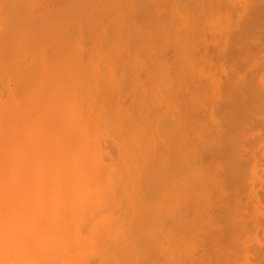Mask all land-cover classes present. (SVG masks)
Masks as SVG:
<instances>
[{"label": "rangeland", "instance_id": "1", "mask_svg": "<svg viewBox=\"0 0 264 264\" xmlns=\"http://www.w3.org/2000/svg\"><path fill=\"white\" fill-rule=\"evenodd\" d=\"M57 1L56 5L53 0H0V93L14 91L15 72L22 64L34 60L22 71L19 68L23 76L37 67L35 54L44 52L39 50L41 44L60 43L62 54L69 48L68 57L75 64L70 52L79 40L82 49L75 53L85 52L74 66L81 75L85 73L81 68H86L87 78L91 77L88 81L84 76L83 82H94L98 89L107 77L116 78L108 93L115 103L106 105L104 115L102 110L96 111L100 115L95 112L106 123L94 117L99 130L94 128L92 135L103 144V153L99 149L98 153L105 162L97 168L119 154L120 165H128L123 188L110 202L113 216L104 225L112 229L102 243L108 241L111 247L105 246L106 254L95 257L99 258L95 263L264 264V0H59L65 8ZM145 4L154 7L147 11L154 13L148 15L151 19L144 17ZM100 9L106 16L96 15ZM117 13L122 16L117 18ZM114 57L127 67L121 69V64L120 71L113 70L118 59ZM8 62L12 64L7 66ZM125 68L131 81L126 77L127 86L121 91ZM101 99L98 105L106 102ZM224 99L226 104H221ZM99 170L95 175L100 177ZM112 247L113 253L107 252Z\"/></svg>", "mask_w": 264, "mask_h": 264}, {"label": "bare ground", "instance_id": "2", "mask_svg": "<svg viewBox=\"0 0 264 264\" xmlns=\"http://www.w3.org/2000/svg\"><path fill=\"white\" fill-rule=\"evenodd\" d=\"M62 1H66V0H62ZM140 1L141 0H139V2ZM57 2H59V0ZM61 2H59L60 4L58 3L59 6H61L62 4ZM142 2L143 0L140 3ZM146 2L150 4L149 1H146ZM52 3L56 4L54 3V0ZM145 5H141V7L143 8L145 7ZM150 5L148 6L146 5L145 7L146 11L143 8V11H145L146 14H147L148 9H150V7H151L150 10L154 8L153 6H150ZM141 7H139L138 9L139 11H141L140 10ZM262 8L264 7L262 6ZM95 9H99V8H95ZM70 10L71 9H69V12ZM101 10L102 9H100L98 12L96 10L95 11V13L97 12L96 15L98 13L100 15ZM105 10H107V8ZM150 10L148 12H150ZM161 12H160V15H161ZM104 13L101 12V15L99 17L106 16ZM106 13L108 15V11ZM135 13L134 15L133 14L132 15L135 16ZM142 13L141 14L139 13L141 17H139L140 16L139 14L137 15L139 19L143 17L144 14L142 15ZM68 15L70 16V14ZM148 15L149 14H147V16H144V17H146L147 19H151L149 18V16H152V17L155 16L154 13L152 15H149V16ZM121 16L122 15L118 16V13H117V18ZM106 18L105 20H107ZM70 24L72 25V23ZM248 24H251V22ZM78 28H77V31L75 32H78ZM149 28L151 27L149 26ZM153 29L154 28H152V30ZM137 30L138 32L140 31L139 29ZM155 31L156 30H154V32ZM138 32L136 33L139 34L140 32L139 33ZM67 33L69 34L70 32H67ZM156 33H159V32H156ZM70 35H73V34L70 33ZM154 35L155 34H153V36ZM139 36H136V38L139 39L138 38ZM66 37H68V35H66ZM77 37H79V35ZM136 38H134V40L139 42L140 40H137ZM17 40H19V38ZM119 40L121 41V38H119ZM78 41L77 43L74 42L76 44L74 46H77V47L73 46L75 51L71 50L70 52V56L73 57L71 59L74 61L75 64H73L72 61L71 63L70 57H68L69 48L68 50H65L68 52V54L67 53L62 54L63 51H61L60 43H55V44L51 43L49 45L45 44L44 46H42L43 44H41V47L39 48V50L42 49L44 52L40 54H35L39 56L37 58L38 59L37 67L35 68L34 66L33 69L30 67L31 68L30 72L28 74L27 72L24 73L27 75L23 76L22 74H20L22 71L21 69L23 68L25 69L26 66H29L28 64L30 61H32L31 58H33V56L31 58L27 56L25 57L22 56L23 59L27 57V59H31V60L30 61L28 60L29 62L27 61L26 63L27 65L22 64L21 65L22 68L18 67V70L19 68L21 70L20 72H18V70L17 72H15L17 87L14 86L13 89L15 87L17 89L15 88L13 92L16 93L17 98L16 96L15 97L13 96L14 95L13 92L11 93V91H9L10 88L6 92L9 93V94L7 93L8 97L9 95H11L12 98L4 97L7 95L2 96L5 90H3L2 93H0V264H96L95 262H98L99 258L98 259H94V258L101 254L102 255L106 254V252H104L105 246L111 247L108 241L105 242V245L102 243L103 236L108 233L111 227L110 225L109 228L108 227L105 228L104 225H105L106 220H108L107 217L111 216L113 212L112 209L110 208L111 207L110 202H112V200L113 201L115 200V195L118 192V191L116 192V190L117 189L121 190V188H123L122 186L124 185V182H125L124 175L127 171L126 165H128V162L126 163V165L124 164V162H123V165H120V162H122L121 161L122 156H120L118 152L119 155L116 156L118 161H116L117 159H115L113 161H110V163H105L104 167L101 166V168H97V166L98 167L100 166L98 165V163L104 165V162H105V161H101V158H103L102 156L99 157L100 151L102 152L101 147L103 144L100 145V140H99L100 137L98 136L99 138L98 140H96L95 136L92 135V132L94 128L97 127L98 125V123L97 125L95 124L94 117L98 119L97 122H99L100 124L106 123L104 122V119L99 120L100 114L99 112H96V111L102 110L103 112L102 111L101 112L103 114L107 111L106 109L107 106L111 107V105L115 103V102L111 103L112 98L110 100L109 97H111L112 95L108 97V93L110 94L111 91L114 90L113 87L116 84H114L113 81H115L116 78L113 77L114 80L112 78L113 81H110L109 77H107V80L109 82H107V80L105 79L106 82L103 81V83H100L98 86V89L95 88L96 85L94 84V82H92V84L83 82L84 80L82 79L86 78L89 81L91 77L89 79L87 78L86 74L89 76L88 74L89 71L87 70L88 73H86L87 72L86 68H83V69L81 68V70L85 72L84 75L83 74L81 75V72L79 70H76V67L74 66L76 65V63L78 65L80 61L83 60L81 58L83 57V55L81 54L85 52L84 51L83 53L82 52L79 53L82 48L81 46L78 47ZM143 42H145V40H143ZM157 42L158 41H156V43ZM0 44H3V43H0ZM136 46L138 47L139 45L137 44ZM26 48L30 49L31 47L29 48V46L27 47L26 45ZM78 48L80 51L77 53L78 55H76L75 52L77 51ZM9 52H7V54ZM27 52L29 51L26 50L25 53ZM30 53L33 54L34 52H30ZM113 53H115L114 55H116V52H113ZM102 54H104L103 51H102ZM124 54L126 53L124 52ZM4 55L2 57H4ZM117 56L119 57V54H117ZM126 56L127 55H125V57ZM118 57H114V58L116 59ZM120 57H123V56L121 55ZM7 59L10 60V58H7ZM118 59L114 60L116 61L117 65L113 64L114 65L113 70L118 68L115 71H118V70L120 71L119 65L122 64V63L120 64V59L119 60ZM13 60H15V58ZM124 61H125V58H124ZM87 62L88 61L86 60V62L84 63L87 64ZM127 62H129L128 59H127ZM7 64L11 65L9 64V62L6 63V65ZM86 64H84L85 67H86ZM97 64L98 63H96V65ZM124 64H122L123 66L121 65L122 66L121 69L123 67H127V66H124ZM108 65L109 66H107V68L110 67L111 63ZM128 67L130 68V66ZM8 68H10V66ZM96 68H97L96 70V73H97L99 72L98 70L100 69H98L97 66ZM13 69L15 71V68ZM108 69L110 70V68ZM141 69L143 70V67ZM125 71H123V74L128 73L127 68H125ZM118 73L121 74V72H118ZM6 74L9 75L8 72ZM84 76L86 77L84 78ZM8 77L6 76L4 78H8ZM126 77L127 76H125V74L120 77L122 78L123 84H122L121 79L120 80L118 79L120 83L122 84V86L120 87V84H119L117 88L120 87V89L121 88L125 89V87L127 86L126 85L127 83H125V81L127 82L128 79L130 80V77L129 78L127 77L128 79H126ZM7 82L5 81L8 87H10L12 83L9 86ZM9 82H12V81H9ZM124 84L126 86H123ZM96 93H99L102 99L105 98L107 103L106 102L102 103V101H99L100 103L98 105L97 102L101 98L98 97V99H96L97 97H94ZM120 94L122 93L120 92ZM93 99L96 100L97 102L95 101V103H93L92 101ZM116 99H117V95H116ZM223 101H225V99L222 100L221 104L222 103L226 104L227 101L225 103ZM123 110H120V111H123ZM95 112L98 113L99 115L97 114L98 116L97 115L94 116ZM124 113H123L124 116H122V120L126 117ZM115 123H116V128H119L117 122ZM97 129L98 128H95V130ZM107 137H109V135L106 136V138ZM104 139H105V136H104ZM114 142L116 141L114 140ZM98 149L100 150L99 153H98ZM118 156H120L121 158H119ZM111 157H113V155ZM99 158H100V162H99ZM138 164H140V161ZM177 166L178 165H176V168ZM131 167L132 165L130 166V168ZM162 168L164 169L163 171H165V168L167 170V167L165 166ZM98 169H100L99 170L100 177L95 175ZM133 169L134 167L131 168V171H133ZM169 170L170 169H168V171ZM171 170L170 172L174 171V169L173 171ZM177 170L175 173L178 172ZM135 172L137 171L135 170ZM161 172H162V169H161ZM168 173L169 172H167V175ZM165 175L166 174H163L164 177ZM166 179L168 181V177ZM137 180H139V178ZM127 182L129 183V181ZM157 186H161V185L159 184ZM152 195L156 196L157 194H152ZM118 202L119 200L117 199L114 203L117 204ZM137 202L139 203V201ZM141 203L144 204L143 201L140 202L139 204ZM152 206H154V204H152ZM139 209L140 207H138V210ZM115 210H118L119 212V210H122V209H115ZM122 211H120L119 214ZM119 214H117V216ZM126 217L127 215L124 218ZM117 218L118 217H116V219ZM134 218L135 217H133V219ZM159 224L160 223L158 222L157 226H159ZM137 228H138V225H137ZM116 232L118 235L119 231L117 230ZM110 237L108 236V239ZM118 239H123V235L121 234L115 239L117 244L120 242ZM120 245L122 246V244ZM114 248L117 249L115 246ZM114 248L107 252L114 251ZM160 255L162 254L160 253Z\"/></svg>", "mask_w": 264, "mask_h": 264}]
</instances>
